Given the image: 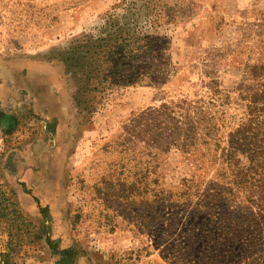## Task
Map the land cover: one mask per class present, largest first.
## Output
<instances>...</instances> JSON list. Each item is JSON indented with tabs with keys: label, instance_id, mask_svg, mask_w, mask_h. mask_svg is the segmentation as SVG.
Segmentation results:
<instances>
[{
	"label": "rangeland",
	"instance_id": "rangeland-1",
	"mask_svg": "<svg viewBox=\"0 0 264 264\" xmlns=\"http://www.w3.org/2000/svg\"><path fill=\"white\" fill-rule=\"evenodd\" d=\"M115 1L0 0V186L31 235L47 231L15 236L13 264H55L53 249L70 264H264V157L235 132L263 81L264 0H175L154 80L79 114L60 53ZM179 98L199 105L196 142H152L136 123Z\"/></svg>",
	"mask_w": 264,
	"mask_h": 264
},
{
	"label": "trees",
	"instance_id": "trees-1",
	"mask_svg": "<svg viewBox=\"0 0 264 264\" xmlns=\"http://www.w3.org/2000/svg\"><path fill=\"white\" fill-rule=\"evenodd\" d=\"M176 7L175 0H116L102 15L98 25L70 40L59 58L74 85L72 98L79 114L89 113L95 101L99 102L116 89L154 80L153 74L159 65V48L167 41L158 34V29L175 21L179 14ZM257 67V70L255 66L251 67L254 76L264 73V65ZM262 79L246 104V120L235 128V132L239 136L245 135V131L252 132L248 149L253 155L264 157V75ZM196 113L198 115L200 111L195 101L179 98L161 108H154L141 117L143 122L136 125L143 124L139 130L149 131L152 142L158 144L162 138H170L168 147L183 148L188 142L194 144L198 138L191 134L192 130L198 129L197 120L193 119ZM181 120H187V128L183 131L178 125ZM234 157H237L236 153L232 152L227 160L239 162ZM257 166L264 168V163L259 161ZM43 211L41 208L40 212ZM28 226L30 223L25 221L17 201L0 186V229L7 236L0 252V264H13L14 237L27 235ZM32 232V235L29 233L33 238L31 242L46 238L47 231L42 225ZM53 250L59 255L55 264H70L74 259L70 249Z\"/></svg>",
	"mask_w": 264,
	"mask_h": 264
}]
</instances>
